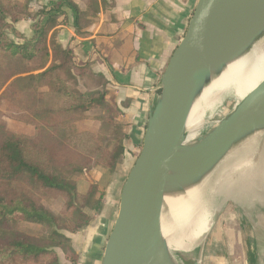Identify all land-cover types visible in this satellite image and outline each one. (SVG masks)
<instances>
[{
	"label": "trees",
	"instance_id": "1",
	"mask_svg": "<svg viewBox=\"0 0 264 264\" xmlns=\"http://www.w3.org/2000/svg\"><path fill=\"white\" fill-rule=\"evenodd\" d=\"M78 1L82 8L56 0L48 10L31 13V0H0V102L8 104V119L33 128L31 136L10 133L0 113V264H60L57 250L75 264L64 233L88 226L85 210H94L102 197L89 174L96 168L112 172L124 154L126 136L113 97L79 88L86 67L77 66L52 33L67 9L76 35H83L99 8L96 0ZM27 19L30 38L13 28ZM78 176L85 178L84 190ZM43 195L63 199L59 215L42 205ZM22 222L47 233H22Z\"/></svg>",
	"mask_w": 264,
	"mask_h": 264
},
{
	"label": "water",
	"instance_id": "2",
	"mask_svg": "<svg viewBox=\"0 0 264 264\" xmlns=\"http://www.w3.org/2000/svg\"><path fill=\"white\" fill-rule=\"evenodd\" d=\"M258 0H197L184 36L160 80L140 152L122 185L118 211L101 264H155L166 248L161 228L164 194L172 157L184 141L186 114L213 74L245 52L264 34ZM264 3V0H260ZM264 131V80L221 120L189 157L185 182L210 172L230 149Z\"/></svg>",
	"mask_w": 264,
	"mask_h": 264
},
{
	"label": "crops",
	"instance_id": "3",
	"mask_svg": "<svg viewBox=\"0 0 264 264\" xmlns=\"http://www.w3.org/2000/svg\"><path fill=\"white\" fill-rule=\"evenodd\" d=\"M21 2L22 0H9ZM82 8L78 0H73ZM56 0H31L30 12L45 11ZM99 13L76 35L71 12L63 9L54 28L56 43L72 52L77 66L88 68L91 91H107L119 111L123 127L124 154L114 175L101 189L104 197L88 226L70 235L75 264H101L104 246L117 215L122 185L137 157L151 111L159 94L161 76L184 36L197 0H96ZM64 21V22H63ZM63 22V23H62ZM31 20L13 28L26 38L32 36ZM99 112V111H98ZM97 176L99 170L94 171ZM99 186L100 184L97 183ZM114 217V218H113ZM262 239V238H261ZM260 239V241H261ZM243 250V263L258 256V243ZM65 264H69L65 261Z\"/></svg>",
	"mask_w": 264,
	"mask_h": 264
},
{
	"label": "bare ground",
	"instance_id": "4",
	"mask_svg": "<svg viewBox=\"0 0 264 264\" xmlns=\"http://www.w3.org/2000/svg\"><path fill=\"white\" fill-rule=\"evenodd\" d=\"M254 4L264 14V3L258 0ZM263 80L264 34L247 52L213 74L190 101L184 141L172 157L168 174V183L181 188H168L164 194L161 228L166 248L155 264H202L205 241L228 202L241 210L254 241L264 237L258 223L250 218L252 211L264 207V131H256L234 145L198 182L184 181L189 157L216 128L209 124L215 109L230 96L235 104L240 103Z\"/></svg>",
	"mask_w": 264,
	"mask_h": 264
},
{
	"label": "rangeland",
	"instance_id": "5",
	"mask_svg": "<svg viewBox=\"0 0 264 264\" xmlns=\"http://www.w3.org/2000/svg\"><path fill=\"white\" fill-rule=\"evenodd\" d=\"M91 75L93 74L88 70V68L85 69L83 77L79 79L78 82V86L81 90L91 91V86H93L92 84H94L90 83ZM225 104H228V108H225ZM235 105L236 104L231 96L224 99L223 103L215 109L213 113L214 115L210 119L209 124L212 126H217V124L221 120H223L232 112V110L235 108ZM7 107L8 104H3L2 102H0V113L4 116H1V120L5 127V130L10 133L31 136L33 134V128L31 126H26L20 122L10 120L5 116L9 114L7 112ZM88 125L89 127L91 126V124ZM140 148L137 155L140 152ZM135 158L128 165L129 168L133 165ZM115 168L112 172H105L100 168H96L91 170L89 174L90 181L96 186L98 192L102 193L101 202L104 197V191L101 189V184L103 185L114 175ZM96 170H99V176L95 174L94 171ZM77 178L78 188L80 190H84L86 188L85 178H83L82 176H78ZM97 183H99L100 186ZM100 204L97 205L94 210H85L90 218V221L92 217L97 214ZM42 205L52 214L59 215L63 207V199L52 198L48 195H43ZM117 209L118 207L116 206L115 212L117 211ZM257 214H259V218H257ZM250 218L252 222L258 223L259 228L262 229L264 233V207L260 208L257 211H252ZM19 230L22 233L31 236L45 235L47 233V230L45 228L26 222L20 223ZM64 234L67 237L73 235L69 233ZM261 238V241L258 243V256L255 257L254 261L249 260L248 264H264V237ZM254 243L255 241L253 231L246 221L245 216L241 213V210L237 205L233 204L232 202H228L223 208L221 214L218 216L214 227L211 229L205 241L203 251V258H205V260L203 259L202 264H244L243 250L249 249L253 246ZM57 255L60 264H65L66 260L64 258V254L60 250H57Z\"/></svg>",
	"mask_w": 264,
	"mask_h": 264
}]
</instances>
